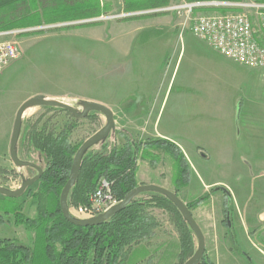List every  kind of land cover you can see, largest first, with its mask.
Returning <instances> with one entry per match:
<instances>
[{"label": "rangeland", "instance_id": "374dc122", "mask_svg": "<svg viewBox=\"0 0 264 264\" xmlns=\"http://www.w3.org/2000/svg\"><path fill=\"white\" fill-rule=\"evenodd\" d=\"M89 1L100 6V11L94 16L46 21L36 25L43 26L41 30L35 31V29L15 37L20 47V56L0 70V186L17 189L22 184L21 174L26 177L38 174L34 168L16 167L10 159L8 148L17 110L26 100L35 95L57 99L80 110L83 108L84 101H96L107 105L115 115V128L110 134V139L116 141L118 149L125 147L128 141L130 144L131 140L137 143L138 170L141 178L146 179L152 173H166L170 177L174 171V158L168 148L161 144L149 148L142 143L149 138H133L126 132L123 101L128 92L141 91V81H144V78L148 79L151 74L146 68L149 67L150 61L156 59V51L148 52V47L153 44H170L172 41L180 43L179 36L172 37L171 33L178 29L182 34L179 27L180 19L172 13L125 15L148 9L149 7L135 10L133 6H130L132 3L143 0L133 2L132 0H105L103 4H100L99 0ZM179 1L168 0L167 4ZM40 6L43 7L42 4ZM22 12L21 9L17 12L3 11L0 12V16L3 19H14V16H19L23 14ZM182 35H184L183 42L202 41L190 31H185ZM248 69L251 70L228 75L226 86L232 90H241L243 96H253L264 100L263 67ZM29 110L23 117L22 144L19 143V156L25 161H30L28 158L32 157L38 158L37 155L28 157L29 151L26 144L32 130L37 131L44 127L46 131L55 130L59 133L67 129L69 142L79 149L107 121L101 113L76 119L70 112L62 109L36 106ZM38 165L43 168V164ZM40 179L30 187L33 193L37 192ZM103 180L110 183L106 176H102L97 188ZM250 196L253 203L258 201V208L253 211L237 209L233 203L224 204L225 200H219L214 196L213 201L216 206L214 205L212 213L209 210L205 224L203 227L200 226L205 236V254L209 261L215 264H264V197H261L259 193H253ZM114 198L117 204L121 201L115 194ZM39 199V196L36 198L28 196L27 192L21 196L19 201L23 202V215L30 218L37 217ZM42 200H45L43 196ZM5 202V200L0 202L1 208L4 207ZM79 206L82 205L70 207L72 213L86 218L76 212ZM147 210L156 218L157 226L149 237V244L141 243L131 249L123 258L124 264L185 263L198 248V239L195 234L193 250L181 258L183 231L175 211L164 205L157 207L152 204L147 207ZM243 216L246 219L263 220L261 221L263 226L259 230L260 235L253 243L243 236L244 230L240 224ZM228 221L233 225L231 247L234 253L231 256L225 253L230 248V243L221 240L224 232L229 231ZM2 225L4 224L0 223V239L15 238L30 245L34 243V238L38 235L33 226L27 228L25 225ZM243 227L247 228L248 225L244 224ZM253 229L254 227H248L249 232Z\"/></svg>", "mask_w": 264, "mask_h": 264}, {"label": "crops", "instance_id": "0c3cea01", "mask_svg": "<svg viewBox=\"0 0 264 264\" xmlns=\"http://www.w3.org/2000/svg\"><path fill=\"white\" fill-rule=\"evenodd\" d=\"M104 1L99 0L100 4ZM171 33L172 37L179 36L180 43L148 47V52L156 51V59L146 66L151 74L141 81V91L128 92L124 97L125 130L133 138L165 139L180 149L189 165L187 185L179 186L174 161L170 177L152 173L143 179L138 170V185L164 186L187 204L209 194L191 210L203 227L207 213L216 206L214 196L225 200L224 204L252 211L258 208V201L253 203L250 195L264 197V100L243 96L241 90L226 86L228 75L251 69L204 41L183 42L184 35L178 29ZM259 221L243 216L240 223L250 243L260 235L263 220ZM244 224L254 229L249 232ZM227 225L229 231L221 240L230 243L225 253L231 256L233 225Z\"/></svg>", "mask_w": 264, "mask_h": 264}, {"label": "trees", "instance_id": "16d2710c", "mask_svg": "<svg viewBox=\"0 0 264 264\" xmlns=\"http://www.w3.org/2000/svg\"><path fill=\"white\" fill-rule=\"evenodd\" d=\"M133 1L135 0L131 2ZM167 3L168 0H143L130 6L137 10ZM19 9L23 10V14L18 16L15 13L17 16L14 19H3L0 16V31L36 26L46 21L79 19L94 16L100 11L98 5L89 0H0V12H17ZM97 113L100 112L92 111L87 118ZM66 130L59 133L55 130L46 131L44 127L32 130L26 144L28 157L38 156L37 159H28L43 164V175L37 192L33 193L32 188L27 190L28 196L40 198L37 217L23 215L20 197L0 194V202H7L3 208L0 207V223L25 225L27 228L33 226L38 234L30 245L15 238L0 239V264H124L123 258L131 249L141 243L149 244V237L157 226L156 218L147 210L150 204L157 207L164 205L177 214L183 231L181 258L193 250L194 233L191 227L170 199L155 191L144 192L135 197L125 209L99 225L78 226L70 223L61 211L60 193L69 178L73 157L78 148L71 145ZM21 140L20 134L18 153ZM142 143L149 148L156 144L168 148L174 158L179 186L188 184L189 165L176 145L165 139L146 140ZM138 149L137 143L132 140L130 144L128 141L125 147L118 149L116 141L110 139V135L88 149L82 159L79 177L71 189L69 206L88 204L102 176L110 181L115 196L120 200L124 199L130 190L138 186ZM225 192L231 198L230 193ZM42 196L45 200H42ZM208 198L209 194H204L187 205L192 210ZM199 264L215 263L209 261L204 254Z\"/></svg>", "mask_w": 264, "mask_h": 264}, {"label": "built area", "instance_id": "2783aa9c", "mask_svg": "<svg viewBox=\"0 0 264 264\" xmlns=\"http://www.w3.org/2000/svg\"><path fill=\"white\" fill-rule=\"evenodd\" d=\"M138 13L175 14L180 19L182 34L190 31L223 56L247 68L264 67V0H180L125 15ZM41 28L0 31V70L20 56L15 37ZM116 204L110 183L103 180L89 203L79 206L76 212L90 218Z\"/></svg>", "mask_w": 264, "mask_h": 264}, {"label": "water", "instance_id": "95a60500", "mask_svg": "<svg viewBox=\"0 0 264 264\" xmlns=\"http://www.w3.org/2000/svg\"><path fill=\"white\" fill-rule=\"evenodd\" d=\"M36 106H45V107H58L62 108L68 112H70L76 119H83L87 118L90 112L98 111L103 114L107 121L105 125L97 131L94 135L89 137L78 149L73 159L71 173L69 178L62 189L60 195V207L64 217L72 224L78 226H90V225H99L106 221L111 216L115 215L116 213L125 209L128 204L137 196L144 192L148 191H155L167 196L170 201L177 207L180 214L184 218V220L189 224L193 233L198 239V248L196 252L183 264H199L202 257L205 254L206 250V240L203 234V231L194 218L191 209L188 207L187 203H185L177 193L171 191L164 186L157 185V184H139L134 189L130 190L124 199H122L118 204L114 205L107 211L96 215L90 218H82L74 215L70 210V206L68 204L69 195L71 189L73 188L74 184L76 183L80 169L83 156L85 152L90 149L95 144L107 139L113 129L115 128V115L111 108L107 105L96 102V101H84L83 108L80 110L79 108L74 107L71 104L66 102L48 98L44 95H35L28 100H26L17 110L12 134L10 137V146H9V155L10 159L14 163V165L18 168H27L32 167L38 171L37 175L33 177H26L25 175L21 174L22 184L17 189H9L4 186H0V194L5 195L12 198H18L23 196L27 190L36 182L38 181L43 175V168L32 162V161H25L20 158L18 153V142L22 130V123L23 117L27 110ZM228 224L231 225L230 221Z\"/></svg>", "mask_w": 264, "mask_h": 264}, {"label": "bare ground", "instance_id": "6f19581e", "mask_svg": "<svg viewBox=\"0 0 264 264\" xmlns=\"http://www.w3.org/2000/svg\"><path fill=\"white\" fill-rule=\"evenodd\" d=\"M65 22H67V21H65ZM70 22V21H69ZM31 27H35V26H31ZM30 111V110H29ZM71 210V209H70Z\"/></svg>", "mask_w": 264, "mask_h": 264}]
</instances>
